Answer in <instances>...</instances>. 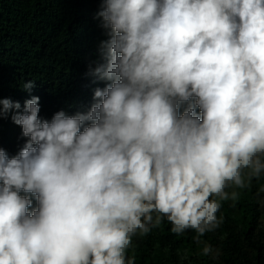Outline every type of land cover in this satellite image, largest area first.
<instances>
[{"label":"clouds","instance_id":"9594fccd","mask_svg":"<svg viewBox=\"0 0 264 264\" xmlns=\"http://www.w3.org/2000/svg\"><path fill=\"white\" fill-rule=\"evenodd\" d=\"M96 17L91 74L110 83L88 111L0 98L27 138L0 147V264H135L132 237L165 219L217 259L201 237L264 176V0H100Z\"/></svg>","mask_w":264,"mask_h":264},{"label":"trees","instance_id":"16d2710c","mask_svg":"<svg viewBox=\"0 0 264 264\" xmlns=\"http://www.w3.org/2000/svg\"><path fill=\"white\" fill-rule=\"evenodd\" d=\"M99 10L100 0H0V98L23 108L26 100L39 96V115L49 121L61 110L67 115L88 111L94 91L110 83L91 74L104 62L99 49L108 39L96 17ZM28 80L35 82L30 91L22 87ZM10 117L0 120V147L14 156L27 138ZM262 187L264 176L236 189L234 205L222 202L217 216L223 222L201 237L219 250L217 259L201 255L204 245L193 241L192 230L173 234L166 219L148 234L133 236L127 256H134L135 264H264Z\"/></svg>","mask_w":264,"mask_h":264}]
</instances>
